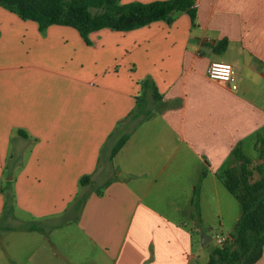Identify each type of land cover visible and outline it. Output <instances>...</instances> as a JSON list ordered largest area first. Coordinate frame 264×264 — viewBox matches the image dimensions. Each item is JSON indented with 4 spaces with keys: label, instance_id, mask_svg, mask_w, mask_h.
I'll return each mask as SVG.
<instances>
[{
    "label": "crops",
    "instance_id": "obj_1",
    "mask_svg": "<svg viewBox=\"0 0 264 264\" xmlns=\"http://www.w3.org/2000/svg\"><path fill=\"white\" fill-rule=\"evenodd\" d=\"M194 10L87 45L0 7V264H207L216 221L231 243L241 209L218 177L235 149L251 171L264 136V0ZM212 62L235 90L207 78ZM145 80L160 98L137 103Z\"/></svg>",
    "mask_w": 264,
    "mask_h": 264
},
{
    "label": "trees",
    "instance_id": "obj_2",
    "mask_svg": "<svg viewBox=\"0 0 264 264\" xmlns=\"http://www.w3.org/2000/svg\"><path fill=\"white\" fill-rule=\"evenodd\" d=\"M0 7L16 15L23 21L37 25L39 32L51 26L69 27L77 31L88 45L89 35L102 29L115 32L136 30L157 21L171 23L179 13H187L194 18V0H164L147 4H120L118 0H0ZM225 43H218L216 51L224 50ZM143 102L147 92L153 100L160 97L154 85L148 81L140 82ZM139 103V106H140ZM122 137L113 147L112 158L125 144ZM259 160L255 167L259 178L250 182L252 172L247 170L249 160L235 149L233 157L240 161L238 167L227 168L218 177L221 184L237 201L241 216L231 234V243L225 242L214 248L207 264H255L262 255L264 244V136L256 140ZM202 176V175H201ZM89 184L88 177H82L79 185ZM198 193L195 191L191 201L194 214L198 217Z\"/></svg>",
    "mask_w": 264,
    "mask_h": 264
},
{
    "label": "built area",
    "instance_id": "obj_3",
    "mask_svg": "<svg viewBox=\"0 0 264 264\" xmlns=\"http://www.w3.org/2000/svg\"><path fill=\"white\" fill-rule=\"evenodd\" d=\"M207 78L220 84L228 85L231 90L236 89L233 68L224 62H212L207 69ZM225 239L216 237V247H221Z\"/></svg>",
    "mask_w": 264,
    "mask_h": 264
},
{
    "label": "rangeland",
    "instance_id": "obj_4",
    "mask_svg": "<svg viewBox=\"0 0 264 264\" xmlns=\"http://www.w3.org/2000/svg\"><path fill=\"white\" fill-rule=\"evenodd\" d=\"M246 154L248 155V156H250L251 158H252V165H251V167H250V169H251V172H252V176L250 177V182H253V181H255L256 179H258L259 178V176H258V174H257V172H256V170H255V167L257 166V165H259L260 164V160H259V157H256V154H255V152L252 150V149H247L246 150ZM238 167V166H237ZM211 226H212V229H211V231L210 230H208V229H206V230H204V232L202 233V234H204V235H206V236H208L209 238H211L212 239V241L209 243V245H208V247H207V249H213L214 248V246L216 245V243H215V234L216 233H219V232H223L224 234L225 233H227L228 231V225H227V227L226 228H220L219 226H218V223H217V221L216 222H211ZM226 241H224V243H225ZM195 243H197V241H195ZM204 251H206V250H204Z\"/></svg>",
    "mask_w": 264,
    "mask_h": 264
},
{
    "label": "water",
    "instance_id": "obj_5",
    "mask_svg": "<svg viewBox=\"0 0 264 264\" xmlns=\"http://www.w3.org/2000/svg\"><path fill=\"white\" fill-rule=\"evenodd\" d=\"M205 238H207L206 241L210 239L209 237H206V235L201 234V237H200L201 245H204L206 243Z\"/></svg>",
    "mask_w": 264,
    "mask_h": 264
}]
</instances>
